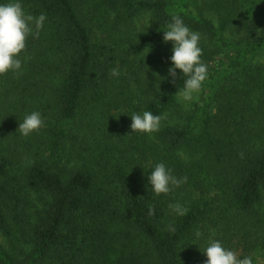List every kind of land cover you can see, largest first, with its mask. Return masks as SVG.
<instances>
[{"label": "trees", "instance_id": "obj_1", "mask_svg": "<svg viewBox=\"0 0 264 264\" xmlns=\"http://www.w3.org/2000/svg\"><path fill=\"white\" fill-rule=\"evenodd\" d=\"M22 6L47 18L22 70L0 74V264H204L209 236L264 258V0ZM173 15L200 32L209 67L201 100L170 123L184 79L168 76ZM34 110L43 126L20 135ZM143 110L162 117L157 131L132 132ZM157 162L187 181L156 195Z\"/></svg>", "mask_w": 264, "mask_h": 264}, {"label": "clouds", "instance_id": "obj_2", "mask_svg": "<svg viewBox=\"0 0 264 264\" xmlns=\"http://www.w3.org/2000/svg\"><path fill=\"white\" fill-rule=\"evenodd\" d=\"M46 18L45 13H40L38 16L26 13L22 6V0H0V74L9 70L13 72L22 70L19 53L26 48V38L30 34H39ZM150 18L152 17L149 15L141 22L148 26ZM162 39L164 42L172 41V54L169 57L171 64L168 68V76L175 81L177 69H179L180 74L184 77L183 88L178 91V100L191 102L195 99L194 94L200 92L203 82L208 77L209 66L201 58V34L190 29L182 17L173 15L171 21L167 24L166 30L163 31ZM257 59L261 58L258 57ZM110 75L118 77L120 70L114 67L111 69ZM130 117V128L133 133L155 132L159 129L162 119L160 115L153 114L149 110L134 111ZM19 120L17 130L23 136H28L33 131L39 130L44 124L42 114L37 110L26 113L23 119ZM147 181L151 191L159 195L168 193L172 186L178 187L186 182L187 177L177 178L163 162H157L150 165ZM168 207L180 216L185 215L188 211L179 202L169 204ZM148 214H155L154 206H148ZM201 236V231L199 229L195 230L193 238L198 240ZM202 252L207 257L204 264H253L251 256L240 258L236 252L225 247L220 240L211 236L206 239Z\"/></svg>", "mask_w": 264, "mask_h": 264}, {"label": "rangeland", "instance_id": "obj_3", "mask_svg": "<svg viewBox=\"0 0 264 264\" xmlns=\"http://www.w3.org/2000/svg\"><path fill=\"white\" fill-rule=\"evenodd\" d=\"M199 2H201V1H199ZM148 16H149V14H147V13L142 14L140 16V21L138 22V24L141 25V26H146L141 21L145 20L146 17H148ZM150 22H151V18H150L149 24H150ZM98 32L101 34L100 31H98ZM258 61L259 62H264V59L263 60L262 59H259ZM194 95H195V99L193 101H191V102H182V101L178 100V95H177V97H176L177 98V107H176V109L174 111H172V112H168L167 114H165L162 122H170V123H173L175 121V116H176L177 112L178 111H181V112L185 113L188 110H190L195 103H197V102H199L201 100V97H202L203 93L200 90L199 93L194 94ZM253 264H264V258L263 257L256 256L254 258Z\"/></svg>", "mask_w": 264, "mask_h": 264}]
</instances>
